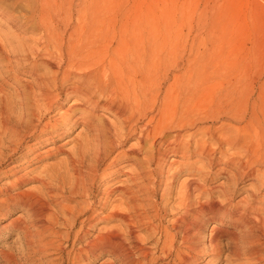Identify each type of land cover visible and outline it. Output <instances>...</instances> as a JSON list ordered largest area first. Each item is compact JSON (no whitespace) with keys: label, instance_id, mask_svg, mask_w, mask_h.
Instances as JSON below:
<instances>
[{"label":"bare ground","instance_id":"bare-ground-1","mask_svg":"<svg viewBox=\"0 0 264 264\" xmlns=\"http://www.w3.org/2000/svg\"><path fill=\"white\" fill-rule=\"evenodd\" d=\"M156 11L151 6L132 11L108 0H0V169L18 167L14 156L29 151L31 142L85 127L67 151H44L50 152L47 159L65 154L58 161L0 190L6 196L1 210L11 206L27 215L24 220L19 214L7 230L13 225L23 246L38 254L60 247L61 238L82 242L86 237L79 254L107 255L118 264L147 261L149 242L170 259L166 264H189L207 253L226 264H264V217L259 215L264 210V100H220L222 84L217 87L215 77L225 65L205 63L198 50L188 53L178 25L158 19ZM22 74L31 82L21 80ZM6 79L21 86L16 100L3 91ZM70 97L76 99L65 107ZM59 109L61 115L45 121ZM98 110L114 121L95 122ZM129 139L136 143L122 149ZM167 155L194 161L177 163L163 181V165L157 170L152 165L165 163ZM39 156H34L38 162L45 158ZM214 163L217 170L228 165L234 172L206 188ZM123 166H128L125 178L108 191L112 183L107 182ZM179 172L187 178L175 194L177 216L163 226L160 216L174 196ZM237 177L254 183H248V195L231 203ZM105 178L107 188L95 203L94 186ZM30 182L37 187L19 191ZM159 190L160 202H153ZM115 192L119 195L112 200ZM206 213L216 221L204 247L199 220ZM153 220L159 224L153 226ZM88 222L106 227L91 237L89 231L73 230ZM59 226L66 232L54 241Z\"/></svg>","mask_w":264,"mask_h":264},{"label":"rangeland","instance_id":"rangeland-1","mask_svg":"<svg viewBox=\"0 0 264 264\" xmlns=\"http://www.w3.org/2000/svg\"><path fill=\"white\" fill-rule=\"evenodd\" d=\"M108 2L122 5L123 8L125 7L132 11L144 10L147 6L154 7L157 10L155 14L159 16L158 19L160 17L167 18L172 23H175L176 26L178 25L177 27L179 30L177 29V31L181 33L188 53H194L198 50L197 52L201 60H205V63L211 61L213 65L219 63L225 65L224 71L219 74L220 76L215 77L218 80L217 87H221L222 84L221 89L223 92L222 96H220V100H264V96H262L264 95V0H108ZM161 9H164V15ZM154 19L157 20V18ZM193 42H197L198 45L196 46V44H194V47H192L191 45ZM12 77H14V75H12ZM19 77H22L20 79L24 82H31L30 77L26 74L19 75ZM3 83L4 93L9 96L10 100H16L17 95L15 93L21 92V86L10 79H6ZM225 83H232V86H227ZM75 99V97L65 99L68 100L65 103V107L71 104ZM62 111V109H59L45 115V121L57 118L62 114ZM99 118L111 122L114 121L113 116L106 110H98L95 112L94 121L98 123L100 121ZM84 128L85 127L81 124H78V126L74 127L60 138L57 137L54 140L47 139L41 144L31 142L29 151L22 149L14 156L15 159L19 160V164L17 163L18 167L12 169L16 173L8 169L9 165H5L0 169V190L6 188L21 175L32 176V174L29 173L31 170L35 169V172H37L40 167L45 164L58 161L65 154L62 152L61 154L58 151L54 157L47 159L45 156L50 154V152L44 153V151L49 147L56 148L53 152L56 150L67 151L76 143L78 137L77 133L83 132ZM171 137L172 136H168L167 139H172ZM135 141V139H129L124 143L122 149L134 145L136 143ZM191 143H193V141H191ZM192 145L193 144H191V146ZM164 146H161V148ZM37 153L40 154L39 158L45 157L42 158L40 162L34 158ZM218 154H216V157L219 156ZM192 161H194V159L186 161L172 155H167L165 163L157 164L156 162L152 165V169L157 170L163 165L165 170L163 171V175L168 180H166V178H162V180L169 181V174L175 172V167H177L178 164ZM217 161L218 160L214 162L216 163ZM20 162L22 164H20ZM173 162L176 163L171 165ZM206 162V159H203L202 163L199 164L205 166ZM215 163L208 169L210 174L207 176L206 180H204L206 188H213L227 181L228 176L234 172L233 167L228 165L225 166L226 169L223 171L220 169L217 170L218 166H215ZM105 167V164L102 165L100 172L104 170ZM125 167L128 166H123L113 173L111 177L113 179L111 182H107V185L112 183L108 191L117 186L118 183L125 178V174L122 175V172L126 170L124 169ZM177 174L172 190V196L174 195L172 198L173 200L171 199L165 204L167 206V211L160 216L163 226L169 225L177 216L176 212L172 211V207L176 204L175 194L181 181L187 178L185 172H179ZM107 179L108 178L102 181L100 180V182L94 186L92 200L95 203L101 198L102 193L105 192L107 188ZM249 182L254 183L251 178H236L235 192L230 198L231 203L248 195L250 188L248 185ZM36 187L37 183L30 182L24 185L19 191ZM13 192L14 191L10 192L9 195H12ZM160 192L161 190L158 191L156 197L152 198L153 202H160ZM117 195H119V192L113 194L112 200ZM5 197V195L0 193L1 202ZM260 198L261 197L256 200L258 201ZM220 200H223V198H220ZM1 205L3 204H0V214H2L0 215V264H102L103 262L106 264L109 262L118 264L117 262H113L114 260L107 255H101L97 259H92V255L87 257L84 253L79 254V250L85 247L86 237L82 238V242H73V238L69 239V242H66L64 238H61L58 244L60 247H57L53 251L49 250L38 254L34 247L23 246L20 241L21 236L18 234L17 230L14 229L13 225L7 230V226L11 223V220H15L19 214H23L24 210L14 209L9 206V209L4 208L6 211L4 212V210H1ZM23 215L24 216L19 217L26 220L27 215ZM259 215L264 217V210H260ZM99 216L100 215H98V217ZM215 221L216 220L210 213L204 214L199 220L201 226L200 237L204 239V247H207L209 230ZM92 223L88 222L84 227L78 225V227L73 230L82 233L83 231H89L88 235L91 237L94 236L98 230L106 227L105 224L100 222L97 224ZM158 224L159 222L153 220V226ZM87 227H89L90 230H88ZM223 228L231 229L232 227L225 225ZM54 232H56L57 235L51 236V239L56 241L65 234L66 230L59 226L54 228ZM219 237L222 242L227 241L226 236L220 235ZM147 246L149 248L148 260L140 261L137 264H166L168 261L171 262L170 259H166L162 256L161 250H159V247L156 249L155 246H153V242H149ZM2 253H11L14 258L11 261L5 260ZM189 264H226V262L223 260V257L220 261H214L212 256L207 253L191 260Z\"/></svg>","mask_w":264,"mask_h":264}]
</instances>
